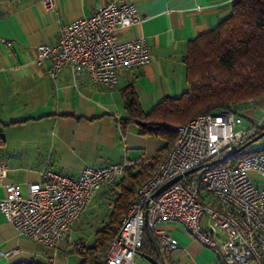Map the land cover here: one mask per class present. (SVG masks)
<instances>
[{
	"label": "crops",
	"instance_id": "1",
	"mask_svg": "<svg viewBox=\"0 0 264 264\" xmlns=\"http://www.w3.org/2000/svg\"><path fill=\"white\" fill-rule=\"evenodd\" d=\"M46 10L41 0H0V165L3 185L36 182L51 171L78 177L85 166L99 167L123 160H150L161 141L138 132V119H130L124 95L132 90L144 112L159 100L178 96L187 88L185 55L189 42L217 25L231 9L232 0H125L132 3L140 23L119 31L125 40L143 35L151 62L120 69L116 86L94 83L75 75L67 65L52 76L50 61L36 60V47L53 44L65 23L89 16L111 0H54ZM245 125L264 129V96L239 109ZM264 189V176L252 174ZM207 201L213 202L210 197ZM113 206L109 187H103L74 221L57 247L19 234L0 211V264L37 260L47 264H78L73 244L89 242L83 227L95 230L107 220ZM207 229V219L201 220ZM160 227L177 242L173 250L159 252L164 264H223L216 253L173 221ZM222 236L220 232L217 233ZM15 250L9 256L3 254ZM135 264H150L144 253Z\"/></svg>",
	"mask_w": 264,
	"mask_h": 264
},
{
	"label": "built area",
	"instance_id": "2",
	"mask_svg": "<svg viewBox=\"0 0 264 264\" xmlns=\"http://www.w3.org/2000/svg\"><path fill=\"white\" fill-rule=\"evenodd\" d=\"M41 2L46 10L55 7L54 0ZM140 21L132 3L111 0L89 16L62 25L56 42L36 47V60L48 59L52 76L67 65L75 75L85 73L92 82L112 88L120 69L151 62L143 35L125 40L118 37L119 31ZM259 128V124L245 125L242 115L233 110L197 115L176 127L174 145L138 186L118 234L110 242L106 264H135L146 231L160 249H175L177 242L159 225L163 221L179 224L212 249L223 264H264V189L252 181L253 173L264 176V146L253 150L249 144L238 152L235 163L218 165L219 159L233 156L232 151L256 137ZM212 161L218 162L185 174ZM148 162L123 160L85 166L78 177L47 171L25 186L7 183L0 211L19 234L55 248L104 186L114 187L126 167ZM3 176L0 165V180ZM176 176L180 178L152 197ZM204 217L207 229L200 224Z\"/></svg>",
	"mask_w": 264,
	"mask_h": 264
},
{
	"label": "trees",
	"instance_id": "3",
	"mask_svg": "<svg viewBox=\"0 0 264 264\" xmlns=\"http://www.w3.org/2000/svg\"><path fill=\"white\" fill-rule=\"evenodd\" d=\"M183 62L187 88L178 96L165 97L144 112L132 90L124 95L128 118L140 120L138 132L159 139L161 145L147 165L126 167L110 188L113 206L107 220L95 230L91 242L78 240L73 244L78 264H106L110 242L118 234L138 186L153 174L174 145L176 127L201 114L238 112L264 96V0H232L230 12L216 26L189 42ZM262 131L259 128L257 134ZM239 155L218 165L235 163ZM139 252L163 261L149 231ZM13 264L47 263L29 260Z\"/></svg>",
	"mask_w": 264,
	"mask_h": 264
},
{
	"label": "water",
	"instance_id": "4",
	"mask_svg": "<svg viewBox=\"0 0 264 264\" xmlns=\"http://www.w3.org/2000/svg\"><path fill=\"white\" fill-rule=\"evenodd\" d=\"M264 135V131H262L260 134H258L256 137H254L251 141H249L248 143H246L244 146L232 151L230 154H236L238 153L243 147L251 144L252 142H254L255 140H257L258 138H260L261 136ZM228 155L222 157L221 159H219L218 161H222L224 158H226ZM218 161H212V162H209V163H206L202 166H198V167H195L193 169H191L190 171L186 172L185 174H188V173H191V172H194V171H197L199 170L200 168L204 167V166H211L212 164L218 162ZM180 176H176L174 178H172L171 180L167 181L166 183H164L162 186H160L152 195V197H155L159 192H161L162 190H164L167 186H169L171 183L175 182L177 179H179ZM144 258L150 263V264H164V262L158 258H155V257H151V256H147V255H144Z\"/></svg>",
	"mask_w": 264,
	"mask_h": 264
},
{
	"label": "rangeland",
	"instance_id": "5",
	"mask_svg": "<svg viewBox=\"0 0 264 264\" xmlns=\"http://www.w3.org/2000/svg\"><path fill=\"white\" fill-rule=\"evenodd\" d=\"M264 146V135L261 136L260 138H258L257 140H255L254 142H252L250 145H249V148L250 149H258L259 147H262ZM84 229V233H83V236L84 238H86L89 242H91L93 240V237H91V233L89 232V228H87L86 226L83 227Z\"/></svg>",
	"mask_w": 264,
	"mask_h": 264
}]
</instances>
